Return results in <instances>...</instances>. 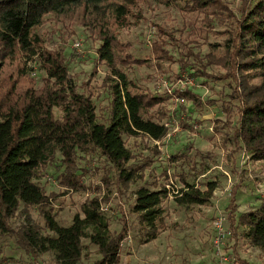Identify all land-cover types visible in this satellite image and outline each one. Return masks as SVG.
I'll return each mask as SVG.
<instances>
[{"label":"rangeland","instance_id":"rangeland-1","mask_svg":"<svg viewBox=\"0 0 264 264\" xmlns=\"http://www.w3.org/2000/svg\"><path fill=\"white\" fill-rule=\"evenodd\" d=\"M223 1L227 11L215 13L212 9L188 11L185 0H143L134 9L136 17L114 31V48L118 49L114 64L145 92L166 97L165 105L169 113L172 109L180 127L160 148L148 136H125L126 146L133 154L130 164L149 163L143 179L120 183L112 166L91 152L80 153L76 160L79 184L83 185L78 190L61 184L63 166L57 165L59 162L44 168L37 180L50 195L47 208L55 213L61 225L72 223L86 199L97 197L100 206L107 207L112 233L122 231L124 235L116 264H197L202 255L208 254L200 243L202 231L219 213L226 217L231 232L225 245L231 258L240 263L243 260L244 264H264V250L252 247L242 236V227L235 223L240 213L264 201L259 192L264 183V166L255 168V161L242 142L233 137L239 112L237 100L231 94L240 87L231 77L236 71L231 56L235 51L231 50L236 49L237 39L230 14L239 16L244 7L243 0ZM91 17L89 13L83 21L79 8L73 17L49 15L37 33L44 48L63 49L77 90L91 94L98 120H102L108 116L111 99L110 68L97 54L102 42L99 30L106 28ZM198 61L203 64L200 69L205 70V75L195 71ZM22 62L20 65H24ZM15 63L11 69L16 74ZM25 63L29 83L41 85L45 73L37 59ZM184 63L189 67L183 69ZM185 74L193 84L184 90L197 94V103L190 100L178 103L165 93V84L175 93L181 90L177 81ZM253 78L250 81L258 80ZM225 107L232 111L230 117ZM168 173L178 187L181 182L192 183L197 179L200 188L216 182L219 187L216 190L222 192L214 197L218 198L214 202L209 200L205 204L211 209L205 211L204 220L197 215L201 209L196 204L179 206L175 198L167 199L162 212L164 224L156 238L145 242V229L131 211L135 190L140 186L159 188ZM228 181L232 185L230 191H225ZM28 223L46 232L39 207L20 208L10 219L12 232L0 231V264H55L50 253H29L16 240L17 232ZM84 243V255L78 264H92L100 259L96 248L87 240Z\"/></svg>","mask_w":264,"mask_h":264},{"label":"trees","instance_id":"trees-1","mask_svg":"<svg viewBox=\"0 0 264 264\" xmlns=\"http://www.w3.org/2000/svg\"><path fill=\"white\" fill-rule=\"evenodd\" d=\"M142 1L0 0V231L12 232L10 219L20 208L39 207L46 232L28 223L17 232L16 240L29 253H50L55 264L80 263L84 240L101 256L92 264H116L124 235L112 233L110 218L100 209L97 197L81 203V213L73 216L70 225H61L47 208L50 195L37 182L42 170L59 162L61 184L78 190L83 185L76 160L80 153L94 152L112 166L120 183L136 182L143 179L149 163L130 164L133 154L125 136L159 139L165 134L166 97L145 92L114 64L118 55L114 31L136 17L134 9ZM184 7L227 11L223 0H185ZM243 7L239 16L230 14L237 39L236 49L231 50L236 70L231 77L240 87L231 94L239 112L233 137L242 142L252 160H264V0H243ZM77 8L83 21L90 13L92 21H101L106 28L99 30L102 42L97 54L110 68L111 99L108 116L102 120H98L91 94L77 90L63 49L44 48L37 33L47 16L73 17ZM34 57L45 73L39 86L30 84L24 73L25 61ZM202 66L198 61L195 71L205 75ZM187 67L182 64L183 69ZM253 77L258 80L250 81ZM176 94L184 99L183 104L186 100L197 103V94L189 90ZM224 110L230 117L232 111ZM184 186L187 189L182 188V195L175 198L180 206L207 203L217 185L209 182L205 190L195 188L194 183L184 182ZM166 193L163 183L157 189L140 186L135 190L131 211L145 229V242L156 238L164 224L161 202ZM235 223L252 247L264 250V201L240 213Z\"/></svg>","mask_w":264,"mask_h":264},{"label":"built area","instance_id":"built-area-1","mask_svg":"<svg viewBox=\"0 0 264 264\" xmlns=\"http://www.w3.org/2000/svg\"><path fill=\"white\" fill-rule=\"evenodd\" d=\"M78 45V43H77ZM177 84L181 90H184L185 86L192 85V79L188 78L185 75H181L177 81ZM165 93L169 95L172 99H174L178 103H184V99L178 96L173 90H171L167 84L164 85ZM163 126L165 127V134L159 138L154 139L151 138L154 145L160 148V145L168 143L175 134L180 130L179 122L175 118L174 112L170 108V113L168 118L163 120ZM165 181L163 182L164 187L167 191V197L169 198H176L182 195V188L185 190L187 187L184 185L176 186V183L173 181L171 177H169V173L166 177ZM196 182H194V187L197 188ZM231 185H227L224 190L229 191ZM259 192L261 197L264 198V183L260 185ZM100 209L103 211L107 210V207L100 206ZM231 232L226 225V217L223 213H219L212 221L211 227L206 228L203 231V239L209 243V247L213 250L215 257L217 259V264H238L236 260L231 258L229 252H226L225 245L230 237Z\"/></svg>","mask_w":264,"mask_h":264},{"label":"crops","instance_id":"crops-1","mask_svg":"<svg viewBox=\"0 0 264 264\" xmlns=\"http://www.w3.org/2000/svg\"><path fill=\"white\" fill-rule=\"evenodd\" d=\"M255 162V168L256 167H259L260 166V169H262V166H264V160H254ZM257 163H260V164H257ZM261 171V170H260ZM260 173V172H259ZM200 176H203V175H200ZM196 181V184L198 185L197 188H199L200 190H205L206 188L202 189L200 188L198 182H197V179L195 180ZM194 181V182H195ZM192 182V183H194ZM163 183V182H162ZM181 185H184V182H181ZM227 185H232L230 184V182L228 181ZM207 187V186H206ZM226 187V186H225ZM224 187V188H225ZM217 188L219 187H215L214 191H213V195L212 197L210 198V200H212L214 202V199H218V198H214L216 196H218V194H221L222 190L220 191V193L216 190ZM231 188V186H230ZM230 191V190H229ZM167 199H170L169 197H164L162 202H161V206L163 208V206L165 205V203L167 202ZM236 202V201H235ZM177 204V202H176ZM206 204V203H205ZM205 204H196L201 210H198L197 211V215L199 216V218H201V220H204V218L207 216V214H205V211H208L210 210L211 208L208 206V205H205ZM190 205H193V204H190ZM180 206V205H179ZM211 226V225H210ZM209 226V228H210ZM205 230V229H204ZM203 230V231H204ZM202 231V232H203ZM202 236V239H203V233L201 234ZM200 240V243H202V246L205 248V250L207 251V255H202V259L199 258V261L197 262V264H215L214 262H217V259L215 257V254L213 252V250H211V248L209 247V243L206 242L204 239L203 240ZM215 258L216 261L213 259ZM238 264H244V263H240V262H237Z\"/></svg>","mask_w":264,"mask_h":264}]
</instances>
